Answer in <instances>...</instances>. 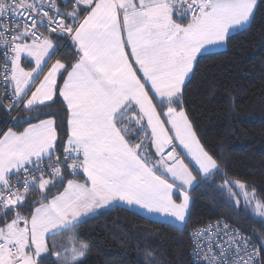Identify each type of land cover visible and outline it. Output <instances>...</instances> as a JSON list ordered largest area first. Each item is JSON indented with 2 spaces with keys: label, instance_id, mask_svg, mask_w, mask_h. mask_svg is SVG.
Returning a JSON list of instances; mask_svg holds the SVG:
<instances>
[{
  "label": "snow or ice",
  "instance_id": "6c2138e0",
  "mask_svg": "<svg viewBox=\"0 0 264 264\" xmlns=\"http://www.w3.org/2000/svg\"><path fill=\"white\" fill-rule=\"evenodd\" d=\"M260 7L0 0V264H87L80 227L116 209L187 232L192 264H264V234L225 217L189 229L198 187L261 223L264 194L229 173L186 99L201 62Z\"/></svg>",
  "mask_w": 264,
  "mask_h": 264
},
{
  "label": "trees",
  "instance_id": "16d2710c",
  "mask_svg": "<svg viewBox=\"0 0 264 264\" xmlns=\"http://www.w3.org/2000/svg\"><path fill=\"white\" fill-rule=\"evenodd\" d=\"M261 19H264V0L257 13L258 24L251 31L236 36L225 48L214 50L201 62L187 86L186 99L202 135L224 159L229 173L264 194V27L259 23ZM191 195L189 229L225 217L243 226L254 225L264 234V223L259 218L227 207L222 194L213 187H198ZM79 238L91 246L87 264H192L187 232H177L160 220L119 209L103 210V214L88 220L80 227ZM146 250L153 253L154 260H145Z\"/></svg>",
  "mask_w": 264,
  "mask_h": 264
},
{
  "label": "built area",
  "instance_id": "2783aa9c",
  "mask_svg": "<svg viewBox=\"0 0 264 264\" xmlns=\"http://www.w3.org/2000/svg\"><path fill=\"white\" fill-rule=\"evenodd\" d=\"M10 120H11V118H10ZM220 218H215V219L209 220V221L203 223L201 226L206 225L208 222H211V221H214V220H217ZM228 220L231 221L237 227H239L246 235L250 236L254 241L259 243V237L261 234H263V232H261L256 226L251 225V224H246V225L244 224L245 226H243V224L242 225L238 224L237 223L238 221L235 219H228ZM190 250H191V244H190ZM191 259H192V256H191Z\"/></svg>",
  "mask_w": 264,
  "mask_h": 264
},
{
  "label": "rangeland",
  "instance_id": "374dc122",
  "mask_svg": "<svg viewBox=\"0 0 264 264\" xmlns=\"http://www.w3.org/2000/svg\"><path fill=\"white\" fill-rule=\"evenodd\" d=\"M216 50H218V49H216ZM153 219H155V218H153ZM158 220V219H157Z\"/></svg>",
  "mask_w": 264,
  "mask_h": 264
},
{
  "label": "crops",
  "instance_id": "0c3cea01",
  "mask_svg": "<svg viewBox=\"0 0 264 264\" xmlns=\"http://www.w3.org/2000/svg\"><path fill=\"white\" fill-rule=\"evenodd\" d=\"M22 115V114H21ZM26 126V125H25ZM22 130V129H21Z\"/></svg>",
  "mask_w": 264,
  "mask_h": 264
}]
</instances>
